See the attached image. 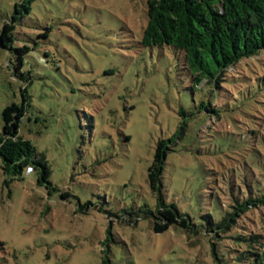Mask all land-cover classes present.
<instances>
[{"label":"rangeland","instance_id":"374dc122","mask_svg":"<svg viewBox=\"0 0 264 264\" xmlns=\"http://www.w3.org/2000/svg\"><path fill=\"white\" fill-rule=\"evenodd\" d=\"M22 1L0 0V35L16 20L12 49L0 44V138L3 110L26 101L19 134L51 173L41 185L37 172L11 180L0 160V264H218L208 237L154 232L148 169L185 120L167 203L208 226L235 199L260 197L264 55L239 64L240 79L197 90L182 51L141 44L149 0H35L29 12ZM236 221L211 237L223 264H247L239 238L264 235V207Z\"/></svg>","mask_w":264,"mask_h":264},{"label":"trees","instance_id":"16d2710c","mask_svg":"<svg viewBox=\"0 0 264 264\" xmlns=\"http://www.w3.org/2000/svg\"><path fill=\"white\" fill-rule=\"evenodd\" d=\"M34 1L23 0L21 6L24 11L29 12L30 4ZM19 6L16 4V8ZM17 12L21 13L19 9ZM147 19L141 44L147 48L167 46L182 51L184 67L193 89L202 90L206 86L219 88L227 74L240 79L236 67L246 61H260L264 55V0H149ZM15 23L13 19L5 24L0 35L2 48L12 49L11 46L16 42ZM19 61L21 65L22 56ZM203 105L208 113H216L213 106ZM27 114L26 101L21 105L12 103L2 112L1 168L5 176L14 180L26 175L27 169L31 167L33 174L39 173V185L49 183L51 170L47 161L38 155L30 140L19 134L20 124ZM181 114L185 116L184 112ZM220 120L218 117L217 121ZM186 124L184 120L173 137L159 139L156 143L154 158L148 169V184L156 199V210L149 211L145 216L154 219L153 230L156 234L176 226L189 236L208 237L213 258L218 264H223L211 237L216 231H230L241 213L263 208L264 193L256 199L250 197L243 202L235 199L237 205L234 211L218 221L217 225H198L175 204H168L163 185L166 161L168 154L174 150L175 139H180ZM263 236L251 233L241 236L238 261L264 264Z\"/></svg>","mask_w":264,"mask_h":264},{"label":"built area","instance_id":"2783aa9c","mask_svg":"<svg viewBox=\"0 0 264 264\" xmlns=\"http://www.w3.org/2000/svg\"><path fill=\"white\" fill-rule=\"evenodd\" d=\"M33 172H34L33 168L29 167V168L27 169V171H26V175H27V176H30V175L33 174Z\"/></svg>","mask_w":264,"mask_h":264}]
</instances>
